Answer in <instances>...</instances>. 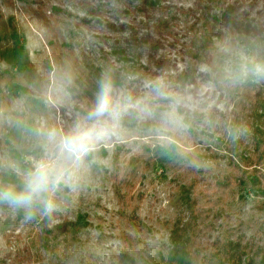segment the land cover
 I'll return each instance as SVG.
<instances>
[{
	"label": "rangeland",
	"instance_id": "1",
	"mask_svg": "<svg viewBox=\"0 0 264 264\" xmlns=\"http://www.w3.org/2000/svg\"><path fill=\"white\" fill-rule=\"evenodd\" d=\"M146 1L0 0V189L59 177L51 211L0 202V264H151L197 199L187 252L264 249V0ZM102 83L117 112L88 119ZM77 125L98 135L70 155Z\"/></svg>",
	"mask_w": 264,
	"mask_h": 264
},
{
	"label": "trees",
	"instance_id": "2",
	"mask_svg": "<svg viewBox=\"0 0 264 264\" xmlns=\"http://www.w3.org/2000/svg\"><path fill=\"white\" fill-rule=\"evenodd\" d=\"M145 4L151 6L153 2L149 0ZM243 29H246V26ZM249 46L253 47V45ZM261 46H264V41H262ZM252 95L254 103L249 106L250 112H260L261 115L254 118L256 121L255 125L264 129V91H257V93ZM259 132H257V135H261V141L257 143L259 146H264V133ZM256 159L257 161H264V150L257 155ZM243 174L245 175V173ZM260 188L264 189V187ZM262 197H264V191H262ZM199 203L198 199L187 203L186 208L189 212L188 221L183 223L181 219V221H175L172 224L167 251L164 253L157 252L151 264H193L194 262H198L197 264H264V249L255 248L252 244L242 243V241L232 240V235L228 232H225V235L221 236L220 241H215L211 245L213 251L203 255L200 260L194 256L195 253L187 252L188 244L191 241L193 242L196 235L192 227L196 228L200 224H204V220L201 218L202 214L198 213L201 208ZM192 221L193 223H191ZM40 246L46 247L43 244Z\"/></svg>",
	"mask_w": 264,
	"mask_h": 264
},
{
	"label": "clouds",
	"instance_id": "3",
	"mask_svg": "<svg viewBox=\"0 0 264 264\" xmlns=\"http://www.w3.org/2000/svg\"><path fill=\"white\" fill-rule=\"evenodd\" d=\"M110 92V86L107 83H102L95 109L89 114L88 119L99 120L105 115L116 114L118 105L114 106ZM97 135L94 127L77 125L69 135L62 138L60 147L70 155H79L86 150L88 144ZM58 179L59 177L54 174L52 166L41 161L27 178L23 191L17 192L11 188L0 189V202L27 210H31L36 203H43L44 210L51 211L53 205L50 201L44 200V193L49 190L50 186L57 183Z\"/></svg>",
	"mask_w": 264,
	"mask_h": 264
}]
</instances>
